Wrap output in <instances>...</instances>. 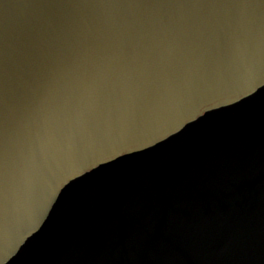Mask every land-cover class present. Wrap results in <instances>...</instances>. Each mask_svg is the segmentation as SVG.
<instances>
[{
	"label": "water",
	"instance_id": "water-1",
	"mask_svg": "<svg viewBox=\"0 0 264 264\" xmlns=\"http://www.w3.org/2000/svg\"><path fill=\"white\" fill-rule=\"evenodd\" d=\"M0 264H264V0H0Z\"/></svg>",
	"mask_w": 264,
	"mask_h": 264
}]
</instances>
